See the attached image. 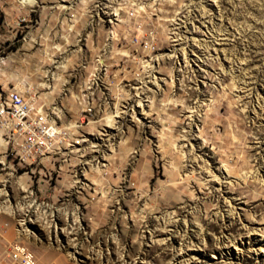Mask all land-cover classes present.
<instances>
[{"label":"rangeland","instance_id":"374dc122","mask_svg":"<svg viewBox=\"0 0 264 264\" xmlns=\"http://www.w3.org/2000/svg\"><path fill=\"white\" fill-rule=\"evenodd\" d=\"M26 1L0 96L69 135L23 159L0 129V258L20 231L38 264H264V0Z\"/></svg>","mask_w":264,"mask_h":264},{"label":"built area","instance_id":"2783aa9c","mask_svg":"<svg viewBox=\"0 0 264 264\" xmlns=\"http://www.w3.org/2000/svg\"><path fill=\"white\" fill-rule=\"evenodd\" d=\"M0 129L9 140L16 141L23 159L58 153L67 144L69 135L67 130L59 129L48 119L43 105L14 88L4 97L0 96ZM0 264H38L33 251L24 242L22 232L19 231L4 250Z\"/></svg>","mask_w":264,"mask_h":264},{"label":"bare ground","instance_id":"6f19581e","mask_svg":"<svg viewBox=\"0 0 264 264\" xmlns=\"http://www.w3.org/2000/svg\"><path fill=\"white\" fill-rule=\"evenodd\" d=\"M19 2H23V3H25L26 2V0H19ZM246 89V88H245ZM191 151L192 152H195V148H191ZM233 212V209L232 208H229V207H225L221 212H220V214H218L219 215V217H224L225 215H228V213H232ZM190 234V233H189ZM230 239V237H226V236H224V237H222V239H221V241H220V243L219 244H221L222 246L225 244V240H229ZM232 242L234 243V245L236 246V251L235 252H233V258L234 259H240V257H241V249H240V245H242V244H244V242H243V240H241V241H238L237 242V240H232ZM257 242H259V240L257 241ZM225 247V246H224ZM254 252L256 253V254H260V253H262V249H260V250H254Z\"/></svg>","mask_w":264,"mask_h":264}]
</instances>
